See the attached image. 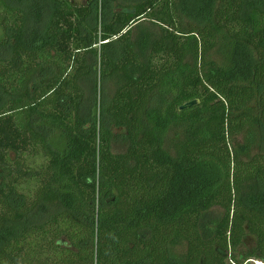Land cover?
I'll list each match as a JSON object with an SVG mask.
<instances>
[{"label": "trees", "instance_id": "1", "mask_svg": "<svg viewBox=\"0 0 264 264\" xmlns=\"http://www.w3.org/2000/svg\"><path fill=\"white\" fill-rule=\"evenodd\" d=\"M0 27V264L264 262V151L234 144L264 127V0H0ZM91 56L118 86L85 106Z\"/></svg>", "mask_w": 264, "mask_h": 264}, {"label": "rangeland", "instance_id": "2", "mask_svg": "<svg viewBox=\"0 0 264 264\" xmlns=\"http://www.w3.org/2000/svg\"><path fill=\"white\" fill-rule=\"evenodd\" d=\"M89 0H70V2H72L74 5H85L88 3ZM102 20V18H101ZM143 25V26H141ZM134 28V40L136 38H138L140 36V34L142 33L141 28L144 27H152L154 31H159L158 26L154 25L152 22H150L148 19H143L139 22L134 23L133 25ZM0 33H1V27H0ZM101 43V42H100ZM100 43L98 44V47H100ZM228 42H222L220 43L219 48L217 49V51H215L212 55L211 58L215 59L216 61H218L219 63H224V59H225V54H224V48L227 45ZM90 62H91V73L90 75L86 76L83 78L82 80V85H83V89H84V93H85V106H89L90 104H92L95 99H97L98 102H100L102 95L100 94V87H101V91L103 93H105V101L108 100L109 97H111L113 95V93L115 92L118 83L116 79H103L101 76V62H100V58H96V57H90ZM101 92V93H102ZM103 100V99H102ZM87 108V107H85ZM253 130V135L250 136V134L247 132L243 133L242 135H240L239 137L236 138L234 144L237 148V150H239V152L241 153L243 158H248L250 157L252 154L259 152V151H264V127L263 126H259V125H255L252 127ZM180 132L181 129L178 127V129H176L175 127L170 129V132L168 134V138H167V143H166V147H169L170 144V139H173L175 134L177 132ZM119 142V143H118ZM116 151H121L123 150L125 147L121 145V141L116 142ZM37 160L39 162H42L43 157L38 156ZM220 211H214V214H218ZM252 245H254V240L252 238H249L247 241V246L251 247ZM185 252V244H179L177 245L176 248V253L178 255H181ZM251 264H258L259 262L263 263L262 261H255V260H250Z\"/></svg>", "mask_w": 264, "mask_h": 264}, {"label": "water", "instance_id": "3", "mask_svg": "<svg viewBox=\"0 0 264 264\" xmlns=\"http://www.w3.org/2000/svg\"><path fill=\"white\" fill-rule=\"evenodd\" d=\"M199 102H200V101H199L198 99H193V100L187 101V102H185L183 105L180 106L179 110H180V111H183V110H186V109L192 108V107L198 105Z\"/></svg>", "mask_w": 264, "mask_h": 264}, {"label": "bare ground", "instance_id": "4", "mask_svg": "<svg viewBox=\"0 0 264 264\" xmlns=\"http://www.w3.org/2000/svg\"><path fill=\"white\" fill-rule=\"evenodd\" d=\"M258 264H263V263L259 262Z\"/></svg>", "mask_w": 264, "mask_h": 264}]
</instances>
